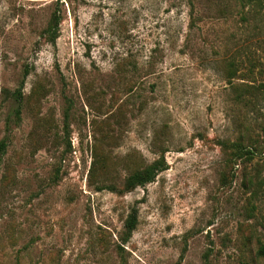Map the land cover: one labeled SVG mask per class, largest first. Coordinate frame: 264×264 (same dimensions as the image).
Returning a JSON list of instances; mask_svg holds the SVG:
<instances>
[{"label": "rangeland", "instance_id": "rangeland-1", "mask_svg": "<svg viewBox=\"0 0 264 264\" xmlns=\"http://www.w3.org/2000/svg\"><path fill=\"white\" fill-rule=\"evenodd\" d=\"M3 138L0 264H264V0H0Z\"/></svg>", "mask_w": 264, "mask_h": 264}, {"label": "trees", "instance_id": "trees-1", "mask_svg": "<svg viewBox=\"0 0 264 264\" xmlns=\"http://www.w3.org/2000/svg\"><path fill=\"white\" fill-rule=\"evenodd\" d=\"M56 25H57V20L54 21L53 27L49 26L47 31H49L51 33L50 36V40L53 41L56 38ZM27 75V71L25 70L23 73V78ZM22 81L20 83L19 88H17L16 90H14L12 92L14 100L16 102V107L14 109V115L17 117L19 115V107H20V103H21V98H22V94H21V85H22ZM6 121H9V119H7ZM6 147V140L5 138L0 140V152H4ZM156 166L155 164H152L146 168H144L141 171L135 172L133 174H131L130 176L127 177V182L130 186H136V185H144L146 182L153 180L154 176H155V172H156ZM135 221H136V215L135 212H132L129 217L127 218V220L125 221V228L128 232H131L133 230V228L135 227ZM257 254L260 256H264V243L259 245V247L257 248ZM204 264H208L206 261L204 262Z\"/></svg>", "mask_w": 264, "mask_h": 264}]
</instances>
